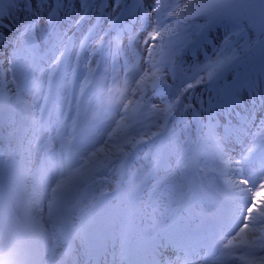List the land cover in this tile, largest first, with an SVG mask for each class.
Here are the masks:
<instances>
[{"label": "snow or ice", "instance_id": "obj_1", "mask_svg": "<svg viewBox=\"0 0 264 264\" xmlns=\"http://www.w3.org/2000/svg\"><path fill=\"white\" fill-rule=\"evenodd\" d=\"M109 7L119 11L115 21L104 15ZM66 10H70L72 15H67ZM213 10L237 17L239 23L235 31L225 37L215 54V61L210 58L208 63L199 66L197 75L191 80L194 83H185L176 91V94L169 95L161 101L167 103L169 107H174L177 115L191 111L193 121L200 123L201 111L196 110L193 103L183 102L182 98L185 93L194 89L198 84L215 82L219 74L237 62L243 54L251 53L256 49L264 50V0H259L258 4L240 5H226L222 0H143V2L141 0H108L107 3L105 0H71V2L69 0H7L6 3L4 0H0V48H5L8 52L6 57L9 64L7 72L12 74L11 83L16 85L19 90L24 77L16 63L15 52L20 43L26 40L32 46L39 38L51 33H55L57 39L62 41L67 34L65 29L70 30L73 27H78L82 22L94 17L106 20L110 26L119 24L120 20L124 19L128 23L124 25L123 30L132 37L130 43L135 41L139 32L144 33L143 45L138 51L131 50L133 57H140L138 61L140 67L135 73L140 77L136 81L138 88L133 89L132 94L138 95L142 108L156 109L157 103H152L150 98L154 91L157 88L172 89L173 85L170 81H174L178 75H183L185 72L179 63V55L188 41L175 42L173 40L174 32L169 30V19L183 31L193 18ZM16 14L21 15L23 19L17 21L18 26L15 28L14 34L9 37L6 34L7 27L4 21L7 20L11 24L16 19ZM66 19L69 24L64 27L63 21ZM51 51L54 53L58 51V48L54 47ZM156 55L161 56L159 68L149 59ZM213 64L215 65L214 75L209 73L207 79L200 75ZM45 98L47 99V97ZM245 99L250 101L251 109L247 105L242 107ZM197 103L201 105V109H207L210 116L208 120L210 129L214 127L217 118L225 119V113L228 114V118L241 115L242 123L239 127L228 124L227 137L231 138L234 134L237 143H244L246 137H251L239 154V158H235L225 151L224 140L226 137L220 138L215 142L213 157L220 176L243 177L239 182L225 181V183L239 188L241 192L239 200L242 203L237 206L236 214L242 216L239 225L243 224V227L239 228L236 236L245 232L250 226L254 229L251 242L238 250L243 251L247 257H251L247 264H264V203L258 205L255 197L247 198L248 188L245 186L250 185V180L243 175L244 164L249 156L256 151L257 147L264 148V144L256 143L258 137L264 141V120L259 125L254 124L257 109H264V92H261L259 87L253 83H234L229 78L228 82H221L215 95L210 94L206 101L200 100ZM124 108L127 109V105H124ZM249 123L256 127V132L251 131ZM159 138V143L154 145V150L150 153L151 168L156 167L165 142L169 139L172 140L171 138L165 139L163 134ZM73 140L72 147L87 148L89 146L88 137H81L73 133ZM175 143L181 149L191 141L187 138L181 141L177 137ZM47 152L46 163L47 160L55 161L57 159L54 148H49ZM63 157L64 152L61 150L60 160H63ZM175 171L178 173L180 168L178 167ZM167 172L171 174V170ZM257 173V183H259L260 189L264 190V160L259 162ZM57 175H64L62 168L51 172L52 182H55ZM136 179V177L133 178V187L129 189L130 197H133L135 190L140 187L135 183ZM167 179V176L164 177L163 181L158 182V186L160 183L166 182ZM62 183H57L55 188H52L50 183L48 187L51 189L52 195L49 196L46 191L43 198L37 190L29 192L10 188L15 193L14 207L11 204L5 205L3 187H0V225H3L4 232L3 238L0 239V264H22L21 249L14 242H10L5 223L6 214L13 215L16 212L26 214L29 221L28 231L42 233V247L37 249L34 255L48 257L50 264H104L109 255L112 258V264H119L125 260L132 261L134 253L130 252L123 244H121L119 252L113 250L111 253L99 243L94 245L91 238V225L87 217L82 219L79 224L69 223L66 220L55 197V193L61 188ZM77 183L82 187L87 181L77 180ZM256 185L252 188H255ZM191 193V190L189 193H185V198L187 199ZM44 199L48 200L47 207L43 206ZM85 207L89 209V212L91 211L90 206L86 205ZM223 237L226 236L219 238L218 245L223 243ZM76 240L79 241V244H75ZM232 243L233 241L229 240L224 247L227 248ZM202 252V246L193 245L186 239L172 238L167 244H161L159 249L149 253L150 264H193V261H208L209 259L200 255ZM233 264H236L235 260Z\"/></svg>", "mask_w": 264, "mask_h": 264}, {"label": "clouds", "instance_id": "obj_2", "mask_svg": "<svg viewBox=\"0 0 264 264\" xmlns=\"http://www.w3.org/2000/svg\"><path fill=\"white\" fill-rule=\"evenodd\" d=\"M7 235L10 242L19 245L21 249L20 260L22 264H50L48 257L34 255L32 250L42 247V233H32L27 230L29 221L24 212H18L5 217ZM4 236L3 225H0V239Z\"/></svg>", "mask_w": 264, "mask_h": 264}, {"label": "rangeland", "instance_id": "obj_3", "mask_svg": "<svg viewBox=\"0 0 264 264\" xmlns=\"http://www.w3.org/2000/svg\"><path fill=\"white\" fill-rule=\"evenodd\" d=\"M246 1H248V0H246ZM4 2H7V0H4ZM259 3V0L258 1H256V2H254L253 4H258ZM132 40V38H130L129 39V42ZM143 45V42H142V44H141V46Z\"/></svg>", "mask_w": 264, "mask_h": 264}, {"label": "bare ground", "instance_id": "obj_4", "mask_svg": "<svg viewBox=\"0 0 264 264\" xmlns=\"http://www.w3.org/2000/svg\"><path fill=\"white\" fill-rule=\"evenodd\" d=\"M223 3H225V4H230L231 3V1H225V2H223ZM234 5H236V4H234ZM13 34V33H12Z\"/></svg>", "mask_w": 264, "mask_h": 264}]
</instances>
